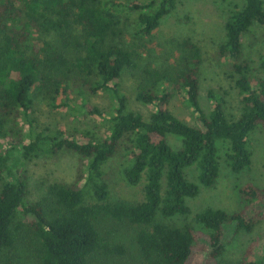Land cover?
Instances as JSON below:
<instances>
[{"label": "trees", "instance_id": "16d2710c", "mask_svg": "<svg viewBox=\"0 0 264 264\" xmlns=\"http://www.w3.org/2000/svg\"><path fill=\"white\" fill-rule=\"evenodd\" d=\"M147 1L108 0L105 8L103 0H0V177H10L0 188V264H14L5 252L15 246L21 227L29 230L39 264H92L103 251L124 254L122 245L109 243L100 231V223L109 219L134 227L139 264H196L199 255L208 258L206 264H264V257H255L259 240L239 260L223 259L229 231H251L264 217V189L253 182L239 189L240 210L198 211L194 219L205 230L172 220L189 217L188 199L216 183L220 143L228 145L233 172L252 163L249 136L258 127L264 129V78L244 58L241 38L254 24L264 26V0H242L224 25L219 52L232 62L230 76L242 103L233 120L224 98L212 91L210 111L203 109L204 60L191 39L181 41L172 74L143 71L136 98L155 108L150 115L130 108L120 78L137 64L136 51L119 42L124 11L137 12L139 32L151 37L180 0ZM30 40L39 41L40 47ZM260 66L264 69V53ZM78 79L86 89L78 90L84 96L76 108L100 113L88 105L87 92L107 90L116 101L106 136L83 141L39 126L38 103L52 109L73 107L71 92ZM175 92L183 94L201 125L182 120L168 108ZM169 136L180 139L179 147L169 143ZM120 149L125 150L122 174L127 183L136 186L145 179L141 201L111 197L103 166ZM64 150L87 159L84 184L55 182L48 186V205L29 202L28 183L19 173L24 161ZM189 168L196 170V179L187 175ZM19 214L22 223L16 220Z\"/></svg>", "mask_w": 264, "mask_h": 264}, {"label": "rangeland", "instance_id": "374dc122", "mask_svg": "<svg viewBox=\"0 0 264 264\" xmlns=\"http://www.w3.org/2000/svg\"><path fill=\"white\" fill-rule=\"evenodd\" d=\"M108 0H103V7H107ZM124 2L137 1L147 3V0H123ZM243 5L242 0H180L176 9L167 15L153 36L147 37L139 32L137 12L124 11L126 15L124 34L119 42L136 51L135 69H126L120 78L121 88L127 93L130 108L141 112L145 117L155 109L137 100L138 86L145 80L146 69L159 71L167 75L172 74L173 66L181 54V41L191 39L200 48L203 55V64L200 72V102L206 112L210 111L213 104L212 91L225 100V111L229 119H236L241 113V95L233 78L232 62L222 56L219 45L224 39V25L229 12ZM37 37V34H35ZM244 58L251 61L255 67L254 74L264 78V69L260 66V57L264 53V26L254 24L252 28L242 35ZM40 47L39 41H29ZM171 72L169 74V72ZM170 77V76H169ZM93 80V79H92ZM73 86L71 98L73 107L52 109L44 102L37 105V117L40 128L49 127L60 129L67 135L75 136L79 140L103 137L108 134L110 118L114 113L116 101L113 95L102 90L95 94L86 93L87 103L91 108H98L100 113H92L88 109L76 108L82 100L83 94L79 89H86L81 79ZM167 88H173L172 83L166 82ZM78 98V100H77ZM168 108L182 120L192 124L201 125L197 115L193 112L182 93L175 92L171 97ZM169 143L179 147L180 139L175 136L168 137ZM249 146L252 150V163L240 173H235L230 167L227 143L219 145L220 174L214 185L202 187L195 198H189L188 203L192 209L189 217L177 216L172 219L177 225H194L203 229L194 215L204 208H221L233 213L242 208L239 189L246 182H253L264 189V129L256 128L249 136ZM124 149L111 158L104 166V177L109 183L110 194L113 199H126L141 201L144 198L143 187L145 179L136 186H131L122 174L125 163ZM87 171V159L71 150H64L56 154H41L24 161L20 167L21 175L28 183V201H41L49 204L48 186L55 182L68 185H83ZM187 175L191 180L196 179V170L189 168ZM9 176L0 177V188L3 181ZM17 222H24V217L19 214ZM100 231L111 244H120L125 253L101 252L96 255L92 264H139L138 247L133 239L134 227L113 220H104L100 223ZM227 238V249L223 259L228 262L239 260L251 242L259 240L255 257H264V217L254 224L251 231L230 230ZM14 261V264H39L33 253V244L28 228L21 227L15 246L7 250L5 255ZM5 258V257H4ZM207 257L199 255L196 264H206Z\"/></svg>", "mask_w": 264, "mask_h": 264}]
</instances>
